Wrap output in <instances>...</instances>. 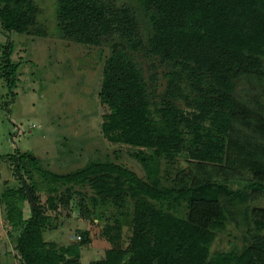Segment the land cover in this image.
<instances>
[{
	"label": "trees",
	"instance_id": "1",
	"mask_svg": "<svg viewBox=\"0 0 264 264\" xmlns=\"http://www.w3.org/2000/svg\"><path fill=\"white\" fill-rule=\"evenodd\" d=\"M133 1L135 7L58 0L56 20L61 38L111 49L99 93L102 132L113 144L139 149L133 157L145 177L110 162L57 174L29 155L15 158L14 175L21 181L25 163L31 164L54 195L48 200L54 211L58 201L67 202L57 195L67 185L92 187L100 197L94 200L96 220L102 203L133 202L127 248H111L91 264H264V234L252 235L238 255L210 250L229 200L242 197L254 206L264 198V0ZM39 14L33 0H0L7 32L46 36ZM13 50L12 42L3 49L1 72L10 89L18 67ZM139 58L167 68L164 94L156 96ZM179 156L188 165L164 186L162 161ZM29 188L36 202L35 188ZM20 197L29 201L22 181L19 191L3 194L19 264H81L79 248L91 243L90 234L80 235L77 245L48 242L44 234L56 227L53 220L37 203L25 219L14 201ZM181 202L186 217L174 213ZM252 216L264 226V207L253 208ZM110 231L108 225L103 232L109 240L119 237Z\"/></svg>",
	"mask_w": 264,
	"mask_h": 264
},
{
	"label": "rangeland",
	"instance_id": "2",
	"mask_svg": "<svg viewBox=\"0 0 264 264\" xmlns=\"http://www.w3.org/2000/svg\"><path fill=\"white\" fill-rule=\"evenodd\" d=\"M33 1L40 9L39 28L46 36L7 32L0 22V264H19L15 249L16 232L8 223L7 205L3 200L4 193L17 192L21 188L22 180L14 175L18 164H14L15 158L29 155L44 170L57 174L78 171L92 162H110L145 177L142 165L133 157L139 149L113 144L102 132L105 107L99 93L111 49L106 45L95 47L61 38L56 20L58 0ZM114 1L135 7L133 0ZM9 42L14 47L11 61L18 66L14 89H10L1 77L3 49ZM140 62L156 96L164 94L167 68L157 60L141 58ZM187 165L183 156L171 163L163 160L164 186L170 187L177 171ZM24 166L25 171L22 170L21 174L27 184L35 188L37 205L56 225L45 231V240L72 245L79 242L80 235L88 232L91 243L79 248L81 264L103 259L111 248H127L134 216V204L129 198L102 203L98 212L100 217L96 220L94 200L98 201L100 197L90 185L61 186L57 195L59 200L65 198L67 202L58 201V210L54 211L48 202L54 196L49 194L50 187L31 164L25 163ZM237 187L233 186L234 189ZM14 201L25 219L32 216V205L28 200L20 197ZM252 207H264V198L254 206L242 197L228 201L224 217L214 230L212 255H238L249 245L252 235L264 234V226L253 220ZM174 213L186 217V202L176 206ZM108 225L111 227L110 237L119 236L117 239L111 241L104 236ZM116 226H120V231L115 229Z\"/></svg>",
	"mask_w": 264,
	"mask_h": 264
},
{
	"label": "water",
	"instance_id": "3",
	"mask_svg": "<svg viewBox=\"0 0 264 264\" xmlns=\"http://www.w3.org/2000/svg\"><path fill=\"white\" fill-rule=\"evenodd\" d=\"M20 177H21L22 182H23V184H24V186H25V188H26V190H27V193H28V196H29V201H30L32 207H33V208H36V202H35V200H34L33 194H32V192H31V190H30V188H29V186H28L26 180H25L21 175H20Z\"/></svg>",
	"mask_w": 264,
	"mask_h": 264
},
{
	"label": "built area",
	"instance_id": "4",
	"mask_svg": "<svg viewBox=\"0 0 264 264\" xmlns=\"http://www.w3.org/2000/svg\"><path fill=\"white\" fill-rule=\"evenodd\" d=\"M78 239L80 240V239H81V237L79 236V237H78Z\"/></svg>",
	"mask_w": 264,
	"mask_h": 264
}]
</instances>
